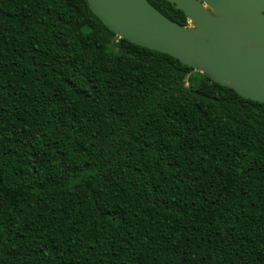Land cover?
I'll return each mask as SVG.
<instances>
[{
	"label": "trees",
	"instance_id": "1",
	"mask_svg": "<svg viewBox=\"0 0 264 264\" xmlns=\"http://www.w3.org/2000/svg\"><path fill=\"white\" fill-rule=\"evenodd\" d=\"M0 264H264V103L86 0H0Z\"/></svg>",
	"mask_w": 264,
	"mask_h": 264
},
{
	"label": "water",
	"instance_id": "2",
	"mask_svg": "<svg viewBox=\"0 0 264 264\" xmlns=\"http://www.w3.org/2000/svg\"><path fill=\"white\" fill-rule=\"evenodd\" d=\"M120 39L168 54L241 97L264 103V0H166L192 28L147 0H86Z\"/></svg>",
	"mask_w": 264,
	"mask_h": 264
},
{
	"label": "rangeland",
	"instance_id": "3",
	"mask_svg": "<svg viewBox=\"0 0 264 264\" xmlns=\"http://www.w3.org/2000/svg\"><path fill=\"white\" fill-rule=\"evenodd\" d=\"M186 27L187 28H192L193 27V23H191V22L188 21L187 24H186Z\"/></svg>",
	"mask_w": 264,
	"mask_h": 264
}]
</instances>
